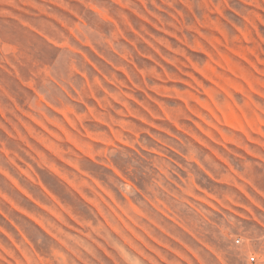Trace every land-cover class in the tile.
<instances>
[{"label":"rangeland","instance_id":"rangeland-1","mask_svg":"<svg viewBox=\"0 0 264 264\" xmlns=\"http://www.w3.org/2000/svg\"><path fill=\"white\" fill-rule=\"evenodd\" d=\"M0 264H264V0H0Z\"/></svg>","mask_w":264,"mask_h":264},{"label":"bare ground","instance_id":"bare-ground-1","mask_svg":"<svg viewBox=\"0 0 264 264\" xmlns=\"http://www.w3.org/2000/svg\"><path fill=\"white\" fill-rule=\"evenodd\" d=\"M224 117H226V116H224ZM236 117H237V119H238V116H236ZM235 119H236V118H235ZM225 120H226V118H225ZM236 121H238V120H236ZM226 122H227V121H226ZM235 123H238V122H235ZM238 124H240V123H238ZM238 124H237V125H238ZM241 125L243 126V122H242ZM238 126H239V125H238ZM239 127H241V126H239ZM241 128H242V127H241ZM244 128H245V127H244ZM242 129H243V128H242ZM242 129H241V130H242ZM238 130H239V129H238ZM241 130H240V131H241ZM245 132H246V134H247V131H246V130H245ZM245 132H244V134H245ZM135 187H136V186H135ZM137 191H139V190H137Z\"/></svg>","mask_w":264,"mask_h":264},{"label":"built area","instance_id":"built-area-1","mask_svg":"<svg viewBox=\"0 0 264 264\" xmlns=\"http://www.w3.org/2000/svg\"><path fill=\"white\" fill-rule=\"evenodd\" d=\"M251 262H255V257L250 258Z\"/></svg>","mask_w":264,"mask_h":264}]
</instances>
